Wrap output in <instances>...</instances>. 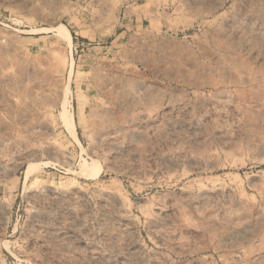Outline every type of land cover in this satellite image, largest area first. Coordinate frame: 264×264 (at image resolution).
Segmentation results:
<instances>
[{"label":"rangeland","instance_id":"374dc122","mask_svg":"<svg viewBox=\"0 0 264 264\" xmlns=\"http://www.w3.org/2000/svg\"><path fill=\"white\" fill-rule=\"evenodd\" d=\"M0 264H264V0H0Z\"/></svg>","mask_w":264,"mask_h":264},{"label":"bare ground","instance_id":"6f19581e","mask_svg":"<svg viewBox=\"0 0 264 264\" xmlns=\"http://www.w3.org/2000/svg\"><path fill=\"white\" fill-rule=\"evenodd\" d=\"M70 41H71V39H70ZM63 64H64V63H63ZM58 69H59V68H58ZM63 71H65L64 67L60 68L59 72H62V73H63ZM75 136H76V133H75Z\"/></svg>","mask_w":264,"mask_h":264}]
</instances>
